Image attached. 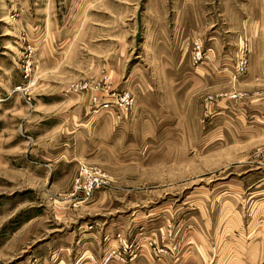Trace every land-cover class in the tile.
Instances as JSON below:
<instances>
[{
  "label": "rangeland",
  "instance_id": "rangeland-1",
  "mask_svg": "<svg viewBox=\"0 0 264 264\" xmlns=\"http://www.w3.org/2000/svg\"><path fill=\"white\" fill-rule=\"evenodd\" d=\"M263 208L264 0H0V264H264Z\"/></svg>",
  "mask_w": 264,
  "mask_h": 264
},
{
  "label": "built area",
  "instance_id": "built-area-1",
  "mask_svg": "<svg viewBox=\"0 0 264 264\" xmlns=\"http://www.w3.org/2000/svg\"><path fill=\"white\" fill-rule=\"evenodd\" d=\"M244 64H245V59L241 56V59H240L239 62H238L239 68L242 69V67H244ZM122 99H123L124 102H126V104H127V101L130 100V97L127 96V95H123V96H122Z\"/></svg>",
  "mask_w": 264,
  "mask_h": 264
},
{
  "label": "crops",
  "instance_id": "crops-1",
  "mask_svg": "<svg viewBox=\"0 0 264 264\" xmlns=\"http://www.w3.org/2000/svg\"><path fill=\"white\" fill-rule=\"evenodd\" d=\"M263 211L261 212V214H262V216H259L260 215V210H258V211H255V213H256V215L258 216V217H260V219H262L263 221H264V208L262 209Z\"/></svg>",
  "mask_w": 264,
  "mask_h": 264
}]
</instances>
